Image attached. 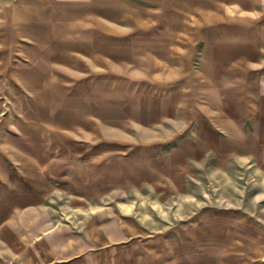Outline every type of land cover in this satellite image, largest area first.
Segmentation results:
<instances>
[{
	"label": "rangeland",
	"instance_id": "1",
	"mask_svg": "<svg viewBox=\"0 0 264 264\" xmlns=\"http://www.w3.org/2000/svg\"><path fill=\"white\" fill-rule=\"evenodd\" d=\"M184 1L207 3L154 13L182 73L137 67L91 122L60 112L68 156L33 214L0 221V264H264V0Z\"/></svg>",
	"mask_w": 264,
	"mask_h": 264
},
{
	"label": "crops",
	"instance_id": "2",
	"mask_svg": "<svg viewBox=\"0 0 264 264\" xmlns=\"http://www.w3.org/2000/svg\"><path fill=\"white\" fill-rule=\"evenodd\" d=\"M204 3L193 9L184 0H0V221L25 219L51 193L50 173L59 154L68 156L56 130L63 109H73L67 117L83 125L106 107L96 102L116 106L107 92L139 91L137 67L163 81L180 74L169 51L154 45L171 43L173 24L154 13L205 10Z\"/></svg>",
	"mask_w": 264,
	"mask_h": 264
}]
</instances>
